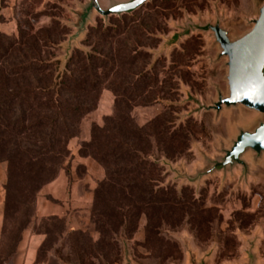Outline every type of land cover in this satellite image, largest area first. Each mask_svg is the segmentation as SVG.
I'll use <instances>...</instances> for the list:
<instances>
[{
    "label": "rangeland",
    "instance_id": "1",
    "mask_svg": "<svg viewBox=\"0 0 264 264\" xmlns=\"http://www.w3.org/2000/svg\"><path fill=\"white\" fill-rule=\"evenodd\" d=\"M87 1L0 0V54L10 44H33L54 64L55 85L77 52L89 56L95 43H119L125 96L117 105L113 91H102L58 176L39 191L19 171L10 178L8 163L0 162V264H188L186 255L198 264H242L249 243L264 261V157L246 179L237 173L185 178L201 169L200 154L220 156L239 128L262 117L242 107L218 118L200 109L228 94L226 60H218V47L203 34L168 44L188 19L223 18L232 38L241 37L263 0H150L131 14L96 17L70 46ZM97 127L105 144L118 127L123 140L143 148L133 176L122 171L104 186L108 173L91 156ZM139 176L152 189L150 201L132 182L128 187ZM55 183L59 188L51 190Z\"/></svg>",
    "mask_w": 264,
    "mask_h": 264
},
{
    "label": "trees",
    "instance_id": "2",
    "mask_svg": "<svg viewBox=\"0 0 264 264\" xmlns=\"http://www.w3.org/2000/svg\"><path fill=\"white\" fill-rule=\"evenodd\" d=\"M15 44L0 54V162L8 163L10 178L19 171L39 191L58 176L70 156V141L78 136L82 119L97 109L102 91H113L117 105L124 96L119 93L123 88L119 81L122 63L115 55L121 45L95 43L92 55L77 52L53 85L54 64L47 57L43 59L33 44L21 43L18 49ZM57 44L48 43L46 47ZM7 54L9 62L2 61ZM13 55H19L21 61H11ZM160 126L154 127L157 137L161 136ZM114 130L109 144L102 142L104 130H93L91 156L108 173L104 186H111V177L122 171L133 176L130 170L142 162L137 155L143 152L140 144L123 140L118 127ZM128 182V187L134 185L131 188L137 195L145 199V194H149L145 201L151 200L152 189L140 176Z\"/></svg>",
    "mask_w": 264,
    "mask_h": 264
},
{
    "label": "water",
    "instance_id": "3",
    "mask_svg": "<svg viewBox=\"0 0 264 264\" xmlns=\"http://www.w3.org/2000/svg\"><path fill=\"white\" fill-rule=\"evenodd\" d=\"M150 0H88L78 14L76 33L68 43L77 45L81 37L91 26L96 17L107 19L131 14L142 8ZM252 28L238 38H232V31L224 27L223 18L216 22H201L188 19L181 33L171 37L169 47L178 43L177 38L193 34H203L219 49L218 60L225 59L227 68L228 94H219L217 102L210 106L201 105L203 111L214 112L218 117L224 110L242 107L260 115L249 128H239L231 140L229 148L220 150L221 155L207 158L200 154L201 169L195 178L185 175L189 181L195 182L215 174H239V178H247L251 168L257 166L264 157V0L258 7V16L248 21ZM244 249L242 264H264L251 243ZM186 255V262L192 263ZM200 264H205L201 261Z\"/></svg>",
    "mask_w": 264,
    "mask_h": 264
},
{
    "label": "crops",
    "instance_id": "4",
    "mask_svg": "<svg viewBox=\"0 0 264 264\" xmlns=\"http://www.w3.org/2000/svg\"><path fill=\"white\" fill-rule=\"evenodd\" d=\"M57 185H58L57 183H55L54 185H52L51 190H53L54 188H56ZM57 188H59V187H57ZM45 207H46V206H45ZM35 240H37V239H35V236H34L33 238H31V241H35ZM38 242H39V244H40L41 239H38Z\"/></svg>",
    "mask_w": 264,
    "mask_h": 264
}]
</instances>
